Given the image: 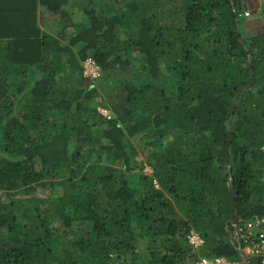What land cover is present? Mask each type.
<instances>
[{
    "label": "trees",
    "instance_id": "trees-1",
    "mask_svg": "<svg viewBox=\"0 0 264 264\" xmlns=\"http://www.w3.org/2000/svg\"><path fill=\"white\" fill-rule=\"evenodd\" d=\"M241 16L244 0H0V264L240 262L234 211L264 217V34ZM131 69L106 106L96 84Z\"/></svg>",
    "mask_w": 264,
    "mask_h": 264
},
{
    "label": "built area",
    "instance_id": "built-area-1",
    "mask_svg": "<svg viewBox=\"0 0 264 264\" xmlns=\"http://www.w3.org/2000/svg\"><path fill=\"white\" fill-rule=\"evenodd\" d=\"M249 13L244 12V17H248ZM83 76L95 80L100 74V69L93 60H86L82 63ZM264 159V146L261 148ZM187 244L194 251L200 250L205 245V241L201 235L195 231H191L187 237ZM234 242L242 245L240 249L245 259L258 258L261 264H264V218L237 224L234 231ZM195 264H242V262L230 261L225 257L207 258L197 257Z\"/></svg>",
    "mask_w": 264,
    "mask_h": 264
},
{
    "label": "rangeland",
    "instance_id": "rangeland-1",
    "mask_svg": "<svg viewBox=\"0 0 264 264\" xmlns=\"http://www.w3.org/2000/svg\"><path fill=\"white\" fill-rule=\"evenodd\" d=\"M249 13V12H248ZM253 16H252V13H249V16L248 17H245V18H243L242 16L240 17V25H241V30H242V33H243V31H244V29H243V27L245 28V30H246V34L247 35H251V34H253V31H251V30H254V26H256L257 25V21H253ZM247 19V22H245V20ZM245 23V24H244ZM60 27V26H59ZM59 29V28H58ZM60 30H61V28H60ZM53 35H55V33L53 32L52 33ZM67 41L65 40V43H66ZM133 59L131 60V63H132V65L133 66H135V67H138V65L140 64V60H139V57H137V55H133ZM135 73V72H134ZM133 74V69H131V72H129V73H125V74H121V73H113V74H111L110 76H105L104 78H102L101 77V79H100V83H97L96 84V87H97V90H98V93H99V95H100V99H102V98H104V103H105V105L107 106H109V102H108V100L105 98V96H107V94H109V90L108 89H106V87H108V88H110L111 86H109V85H115V84H121L122 83V81L123 82H128L129 81V79H130V77H131V75ZM161 77H163V76H161ZM162 80H164V82L165 83H167V84H170V85H172V76H164V79L162 78ZM137 83V81H135V80H133V84H136ZM98 111L102 114V115H104V117H106V118H111L113 115H112V111H111V109H109V108H104V107H99L98 108ZM164 139V141H161L162 142V144L165 142V145L167 146V143L169 142V140H170V138L169 137H167V136H165V138H163ZM151 141H153V140H151ZM137 142V141H136ZM133 143V145H134V147H135V149H136V151H138V153H141V151H142V147L140 148V147H138V143H134V142H132ZM159 147V146H158ZM161 149L162 148H160V150L159 151H161ZM155 150V149H154ZM143 174L144 175H148V174H151V170L150 169H145L144 170V172H143ZM197 257H199V256H197ZM196 261V260H195Z\"/></svg>",
    "mask_w": 264,
    "mask_h": 264
},
{
    "label": "crops",
    "instance_id": "crops-1",
    "mask_svg": "<svg viewBox=\"0 0 264 264\" xmlns=\"http://www.w3.org/2000/svg\"><path fill=\"white\" fill-rule=\"evenodd\" d=\"M69 5L70 4L65 5L64 11H68ZM263 6H264V0H244V12L252 13L253 21L254 22L257 21V25L254 26V30H251V31H253V34H264V18L262 15ZM45 14H47V10L42 6H38V15H39L38 17H40V19H41V16L45 15ZM54 20H55V17L51 16V19H49V21H48L49 24L53 23ZM50 21H51V23H50ZM245 22H247V19L245 20ZM58 25H59V23L55 22V24L53 23L52 27H51L53 29L47 31L45 26L44 27L42 26V29H44L48 34L53 35L52 34L54 32L53 30H55L54 27L58 29ZM244 31L246 32L245 28H244ZM55 32H56V30H55ZM232 228H233V225H232ZM235 228H233V236H234ZM245 260L247 262V259H245ZM240 261H241V259H240Z\"/></svg>",
    "mask_w": 264,
    "mask_h": 264
},
{
    "label": "water",
    "instance_id": "water-1",
    "mask_svg": "<svg viewBox=\"0 0 264 264\" xmlns=\"http://www.w3.org/2000/svg\"><path fill=\"white\" fill-rule=\"evenodd\" d=\"M253 82H254L253 75H251V81H250L249 86H252L253 85ZM231 107H232V105H231ZM226 162H227V164H229V156H228V153H226ZM228 172H230V169L229 168H228ZM229 187H230V190H231L232 205L234 207V192H233V186H232L231 179H229ZM238 218H239L238 213L236 211H234V217H233V223H232L233 228H235L237 226ZM238 254H239V257L241 259V262L243 264H247V262H246V260H245V258L243 256V254L241 253L240 249H238Z\"/></svg>",
    "mask_w": 264,
    "mask_h": 264
}]
</instances>
